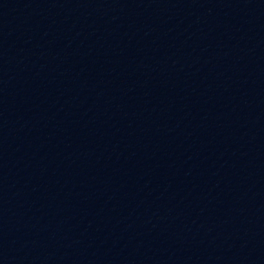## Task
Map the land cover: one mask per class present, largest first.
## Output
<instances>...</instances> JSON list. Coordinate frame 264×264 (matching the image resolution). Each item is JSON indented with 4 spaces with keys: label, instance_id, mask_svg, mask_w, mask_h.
Instances as JSON below:
<instances>
[{
    "label": "water",
    "instance_id": "1",
    "mask_svg": "<svg viewBox=\"0 0 264 264\" xmlns=\"http://www.w3.org/2000/svg\"><path fill=\"white\" fill-rule=\"evenodd\" d=\"M0 264H264V0H0Z\"/></svg>",
    "mask_w": 264,
    "mask_h": 264
}]
</instances>
